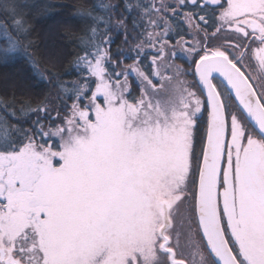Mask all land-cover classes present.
Returning a JSON list of instances; mask_svg holds the SVG:
<instances>
[{"label": "snow or ice", "instance_id": "snow-or-ice-1", "mask_svg": "<svg viewBox=\"0 0 264 264\" xmlns=\"http://www.w3.org/2000/svg\"><path fill=\"white\" fill-rule=\"evenodd\" d=\"M24 7L0 62L57 92L0 97V264H264V0L79 2L70 84Z\"/></svg>", "mask_w": 264, "mask_h": 264}, {"label": "trees", "instance_id": "trees-1", "mask_svg": "<svg viewBox=\"0 0 264 264\" xmlns=\"http://www.w3.org/2000/svg\"><path fill=\"white\" fill-rule=\"evenodd\" d=\"M79 2L93 5L99 4L101 0H19L25 5L23 10L33 25L31 38L37 44L36 52L41 64L59 74V78L66 82L77 77L71 70L70 62L75 53L80 51L77 38L82 34L83 25L79 17L74 15V5ZM123 2L120 0V3ZM130 21L131 14L129 26ZM116 36L118 42L123 37L119 33ZM116 47L113 46V52ZM51 87L38 78L22 57L0 62V97L11 98L14 94L17 100L31 99L35 104L39 98L49 94Z\"/></svg>", "mask_w": 264, "mask_h": 264}, {"label": "rangeland", "instance_id": "rangeland-1", "mask_svg": "<svg viewBox=\"0 0 264 264\" xmlns=\"http://www.w3.org/2000/svg\"><path fill=\"white\" fill-rule=\"evenodd\" d=\"M133 2H134V0H133ZM129 27H131V26H129ZM118 34V32L117 31H113V33H112V35H113V39H114V43L112 44V50H113V46H117L116 48H114V52H116V50H117V48L118 47H126L125 45H123V39H124V37H122L121 38V40L118 42V39L119 38H117V35ZM117 42H118V45H117ZM177 63H183V61L182 60H179V59H177V61H176ZM78 77H76L74 80H76ZM74 80H72V81H74ZM72 81H70L69 82V84L72 82ZM56 92H57V89L56 88H53V87H51L50 88V92H49V94L51 95V96H53V97H55V95H56Z\"/></svg>", "mask_w": 264, "mask_h": 264}]
</instances>
